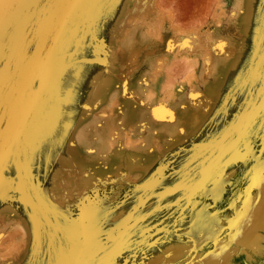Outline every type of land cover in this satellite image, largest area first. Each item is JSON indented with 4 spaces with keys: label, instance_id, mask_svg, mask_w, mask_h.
Masks as SVG:
<instances>
[{
    "label": "rangeland",
    "instance_id": "374dc122",
    "mask_svg": "<svg viewBox=\"0 0 264 264\" xmlns=\"http://www.w3.org/2000/svg\"><path fill=\"white\" fill-rule=\"evenodd\" d=\"M210 261L264 264V0H0V264Z\"/></svg>",
    "mask_w": 264,
    "mask_h": 264
},
{
    "label": "bare ground",
    "instance_id": "6f19581e",
    "mask_svg": "<svg viewBox=\"0 0 264 264\" xmlns=\"http://www.w3.org/2000/svg\"><path fill=\"white\" fill-rule=\"evenodd\" d=\"M189 38L190 37H188L187 38V40H189ZM187 40H185L184 39V41H187ZM190 40H193V39H190ZM160 42V41H159ZM188 43H189V41H187ZM191 42H193V41H191ZM167 43V42H166ZM157 44V43H156ZM191 44V43H190ZM158 45V44H157ZM161 45V44H160ZM190 46H192V45H190ZM158 48H159V46H157ZM156 47V48H157ZM163 47V46H162ZM157 48V49H158ZM166 49H167V52H168V48L167 47H165ZM159 50V49H158ZM166 51V50H165ZM185 59V58H184ZM159 62H160V60H159ZM171 70V69H170ZM171 73V72H170ZM169 75V74H168ZM156 78V77H155ZM151 80L153 81V77L151 78ZM155 80V79H154ZM151 95V94H150ZM150 98V97H149ZM149 98H147V99H149ZM146 99V98H145ZM183 99H185L184 97H183ZM140 100V99H139ZM172 100V99H171ZM183 101V100H182ZM114 103H115V101H113ZM146 102V101H145ZM139 103H141V101H139ZM148 103V102H147ZM124 104H126L125 105V110H124V113L122 114V117L125 119V121L126 122H131V121H133V119H134V117L136 116V111H134L133 109H132V106L130 105V104H132V103H130L129 101H125L124 102ZM97 105V104H96ZM95 104H94V107L96 106ZM134 105V104H133ZM146 106V105H145ZM182 111V110H181ZM170 112V111H169ZM110 113H111V111H110ZM157 113H159V112H157ZM171 113V112H170ZM108 115V114H107ZM154 115V114H153ZM155 116V115H154ZM157 116H158V114H157ZM182 122V120L181 119H177V123H181ZM179 125V124H178ZM115 127V125H114V121H107L106 122V124H104V126L100 129V139L101 140H99V143H98V147L99 148H104L105 146H104V144H105V142L103 141V134H105L106 135V133H108V132H110L111 130H113V128ZM174 128V127H173ZM172 128H170V130H171ZM164 133V132H163ZM76 136H75V138L80 142L79 144H80V146H84L85 144H86V138H85V136L84 135H82V130H79V134L77 135V134H75ZM74 138V137H73ZM88 139V138H87ZM55 146L53 145V146H49V148H51V150L54 148ZM72 150V149H71ZM73 151V150H72ZM82 151V148H80L79 150L77 149V151L76 152H81ZM75 152V151H74ZM70 164H73V163H77V161H71V162H69ZM69 164V165H70ZM207 264H211V261L209 262V263H207Z\"/></svg>",
    "mask_w": 264,
    "mask_h": 264
},
{
    "label": "crops",
    "instance_id": "0c3cea01",
    "mask_svg": "<svg viewBox=\"0 0 264 264\" xmlns=\"http://www.w3.org/2000/svg\"><path fill=\"white\" fill-rule=\"evenodd\" d=\"M79 56H80V55H79ZM79 56H78V57L76 56V57H77V58H81V59H83V60H85V61H89V57L87 56V54H86V55H83L84 57H79ZM83 65H85V66H86V65H87V66H94L95 64L92 63V62H89V63H88V62H85ZM133 74H134V73H133ZM93 76H94V75H93ZM132 76H133V75H132ZM77 79H78V81L80 82L81 77H79V78H77ZM85 82H86V81H85ZM139 90H140V88H139ZM88 92H90V91H87V93H84L85 98L82 100V103H84V104H91V103H92L93 105H94V104H112V103H113V100L116 99V98H118V97H119V98H122V99H124V97H126V99H128V100H130V98H131V100L133 99V95H131L130 97L122 96V95H119L118 97H117V96H116V97H112V95L109 94L110 97H109L107 100H105V101L102 100L101 102H98V100H96V99L93 100V101H90V99H89L88 101H86V102H87V103H86L85 100L87 99V97H89V93H88ZM147 92H148V90H147ZM139 93H140V91H139ZM85 94H86V95H85ZM87 95H88V96H87ZM137 96H138V95H137ZM135 97H136V96L134 95V98H135ZM145 97H146V96H145ZM145 97H142L141 95L139 96V98L142 99V100H144ZM182 98H183V97H182ZM134 100H136V99H133V100H132L133 103H134ZM177 101H179V100H175V101H173V102H174V103H177ZM136 102H137V103H134V104H140L138 100H136ZM171 103H172V102H171ZM103 107H105V106H102V107H100L99 109L97 108V109H98V112H100V111L102 110ZM107 107H108V106H107ZM102 111H103V110H102ZM59 139H60V134H59V136H57L56 138H54V139L51 141V142H53V143L50 144L49 146L54 145V142H55V145H54L55 147H54L52 150H51V148H49L51 151H53V150H55L56 148H58V146L60 145V144H59V142H60Z\"/></svg>",
    "mask_w": 264,
    "mask_h": 264
}]
</instances>
